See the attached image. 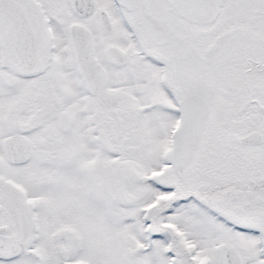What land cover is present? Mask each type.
<instances>
[{
    "label": "flooded vegetation",
    "instance_id": "af4514ba",
    "mask_svg": "<svg viewBox=\"0 0 264 264\" xmlns=\"http://www.w3.org/2000/svg\"><path fill=\"white\" fill-rule=\"evenodd\" d=\"M64 2L75 19L62 40H56L45 0H0V80L15 98L0 105V185L11 193L9 207L14 210L7 214L8 198L0 195V263L81 264V251L88 248L83 227L95 224L96 218L102 224L103 219L121 218L119 239L127 248L129 221L138 214L143 235L138 247L161 249L163 242L165 264H182L179 257L190 264H213L212 258L203 257L195 234L187 231L196 217L206 221V229L218 228V236L208 231L211 237L206 234L205 239L207 246L217 243L216 248L212 244L214 264H264V0H216L215 13L203 19L183 16L170 0H142L132 8L102 1L120 15L142 14L144 30L154 34L149 46L124 16L139 53L133 58L119 37L105 41L112 21L98 0L85 15L75 13L70 0ZM3 6L11 8L8 26ZM87 17L95 18L92 27L81 21ZM73 23L89 31L93 62L102 69L92 75V89L102 94L90 92L81 73L86 63L77 61L68 34ZM58 49H65L64 57H57ZM143 60L155 70V84L148 85L159 108L170 115L163 130L169 157L164 158L160 147L159 161L175 176L187 177L184 188L172 182L170 211L177 198L196 205L194 212L187 207L190 212L182 222L158 221L165 202L160 192L149 206L130 210L127 182L137 175L123 162L134 148L113 119L123 97L121 86L129 85L139 71L134 64ZM177 69L179 73L171 74ZM138 87L141 96L147 92L145 83ZM194 137L198 142L179 173L172 154L190 144L180 145L179 138ZM231 141L236 147L226 151ZM114 157L122 163H114ZM115 170L120 175L116 179ZM16 171L26 176L28 185ZM193 173L206 175L197 188ZM154 186L163 190L160 183ZM128 254L125 250L118 264H131ZM160 255L155 264L161 263Z\"/></svg>",
    "mask_w": 264,
    "mask_h": 264
},
{
    "label": "rangeland",
    "instance_id": "374dc122",
    "mask_svg": "<svg viewBox=\"0 0 264 264\" xmlns=\"http://www.w3.org/2000/svg\"><path fill=\"white\" fill-rule=\"evenodd\" d=\"M102 1L104 0H98V6L103 7L108 11L112 21V30L108 33L107 36H105V41H113L116 40V37H119L120 44H123L126 49L130 50L132 58L139 56V53L133 45L129 33L125 29L122 19L124 18V16L128 18L129 21L134 25L139 37L143 34V38L147 40V44L150 46L154 40V34H151L149 32L147 33V31L144 30L143 26H145L147 22L144 21L143 15L128 13L126 11H123L120 15L115 9L112 8V4H105ZM44 8L45 11L52 17L55 30V39L62 40V37L66 35L67 25L75 19L70 13L68 4H65L64 0H45ZM136 19L139 21H135L137 25L134 23V20ZM94 20L95 18L87 17L85 19H82L81 21L92 27ZM98 36L102 37L100 33L98 34ZM64 50L65 49H58L57 53L60 51L59 53H61V55L58 56L59 54H57V57H64ZM132 52L134 53L132 54ZM134 66H136L139 71H137L136 75L132 74L133 76L131 77L129 85L121 86L120 90L123 97L119 105H117L114 110L116 114L114 113L113 119L115 129L118 127L121 131V135L126 137L125 142H127L131 148H134L130 149L129 151V159L127 161L124 160L123 162L124 165H128V168L131 172H135L138 176H130L127 182V191L130 195V210H134V212H137V208L141 204L149 206V204L153 203V200H156V193L160 192V194L165 197V202L162 204V213L158 216V221H160L161 223H167L171 219H177L178 222H182L183 219L181 218H183L185 214L190 212L186 209H192L194 212L196 205L192 203V207L187 204L186 201L184 202L183 200L177 198V206H175L173 212L171 213V202L175 201L173 197L172 199H170V196L173 194V187L171 185L172 182H177L179 186L184 188L186 185L187 177L184 176L180 178L179 176H175L172 173V170L164 165L165 161H159L158 157L160 147H162V149L166 151L164 158L167 160L169 157V142L167 139L168 137H164L163 130L168 126L164 121L168 119L170 115L159 108L160 104L158 100H156V97H154L153 95L155 93L154 91L152 92L151 89V86L155 84V70L153 69V65L149 64L146 60H143L142 62L134 64ZM173 71L174 73H179V69L172 70L171 74H173ZM5 79L8 81L7 77H5ZM141 83H145V88L147 89V92L142 96L141 93L139 94V91L141 92L142 89H138V86ZM149 83L152 85H148ZM0 86L1 88H3L0 92V105L8 106L15 99L12 95V88L9 86H3L1 80ZM152 98L155 101H153ZM167 98L168 97H164L163 102L168 103L169 101ZM120 140L121 139H119V141ZM114 143L116 142L114 141ZM121 143H123L122 140L120 141V144ZM233 147L235 148L236 144L231 141L226 145L225 149L226 151H233ZM122 161L123 160L116 159L114 157V163L121 164ZM12 170L13 169H11L10 171ZM188 172L190 173V171ZM14 174H16L18 179H20L25 185L29 184V181H27V178L24 174L18 171L14 172ZM193 174L195 178L193 180V183L197 188V182L204 180L206 175L202 173H198L197 175H195L196 173ZM113 175L114 179L120 177V175L117 174L116 170L113 172ZM137 178H141V180H138ZM151 179L155 180L156 185L157 183H160L163 186V190H158V188L154 186L155 184L151 182ZM115 184L116 183L114 182V185ZM114 188L116 189V187ZM143 189L144 196H140ZM10 194L11 193H9L3 185H0V195H3V197L5 195V198H8ZM9 202H12V199L8 198L7 201H5V204L7 205L6 212L8 215H12L14 214V210L13 207H9ZM16 209L17 211H19L17 202ZM199 210L201 209H198L197 214L200 213ZM135 215L136 216L133 217L131 216V219L129 221V236H125L130 242L127 248L122 246V241L119 239V236L122 232L121 227L123 226L121 218L117 219L116 217H114V219L111 221H105L103 219V224L100 222V220L98 221V218H96L94 219L95 221H97L95 222V224L90 225L89 227H87V229L83 227V231H90V233H87L85 231V234L83 235V238L88 240V248L81 251L80 257L83 260L81 264H118L117 260H119L120 262L122 259H124L123 254L125 253V250H127V253H129L128 255L131 264H139L136 259H142V261L144 260L143 262L147 264H155L154 260L160 254V264H165L164 260L166 259V255L163 254L162 251V247L164 245L163 242L160 243L162 245L161 249L156 248L153 245L149 248L143 249L138 247V245L143 244V235H141L142 226L139 222V218L137 216L138 214ZM195 220L194 222L192 221V226L188 230H186L190 233L192 232L193 234H195L194 238H196L197 244L201 248L203 257L212 258L211 262L214 264L215 258L213 252L214 248L217 247V243H215V241H212L209 243L210 245L207 246L205 239L206 234L208 237H211L208 231H210L213 235L218 236V228H214V226H207L206 229V221L203 218H200L199 221ZM12 221L13 223H15L16 216L12 218ZM161 225L164 226V224ZM110 230H113L112 234H110ZM184 230L185 229H183V231ZM120 238L122 237L120 236ZM155 240L157 239L155 238ZM116 241L119 242L118 245ZM212 244L215 245L214 248ZM122 247L124 250L122 249ZM200 248H198V250H200ZM155 249H157L161 253H159ZM197 254H200V251L195 253L196 256ZM179 260L182 264H190L186 257H179ZM17 262L21 264L20 261L0 264H18Z\"/></svg>",
    "mask_w": 264,
    "mask_h": 264
},
{
    "label": "water",
    "instance_id": "95a60500",
    "mask_svg": "<svg viewBox=\"0 0 264 264\" xmlns=\"http://www.w3.org/2000/svg\"><path fill=\"white\" fill-rule=\"evenodd\" d=\"M117 2L127 6L134 7L136 3L142 0H116ZM174 7L177 9L178 13L185 17L203 19L205 17L211 16L216 10V0H170ZM133 4H130L132 3ZM72 10L78 15L88 14L94 8V0H70ZM10 6H3L1 9L2 18L6 25L10 24V19L12 18V13ZM101 17L104 19L105 26L108 27L107 15L104 11H101ZM68 34L70 37V42L72 45V50L76 56L79 63H86L84 66L80 67L81 73L87 84L88 90L92 93H104L103 90H93L91 84V77L94 72L102 74V69L99 68L97 63H94L93 53L90 43L89 31L82 24L73 23L68 28ZM98 94V95H99ZM101 96V95H99ZM195 138V137H194ZM187 138L180 139L179 144L184 145L190 143L185 149L176 148L172 154V161L174 158L177 159V167L179 173L183 168L185 162L191 157L195 145L198 142V138ZM185 146V145H184Z\"/></svg>",
    "mask_w": 264,
    "mask_h": 264
}]
</instances>
